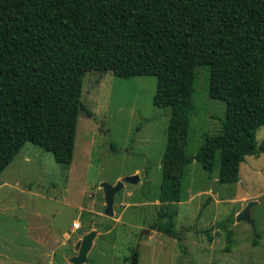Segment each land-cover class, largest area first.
Listing matches in <instances>:
<instances>
[{
    "label": "trees",
    "instance_id": "1",
    "mask_svg": "<svg viewBox=\"0 0 264 264\" xmlns=\"http://www.w3.org/2000/svg\"><path fill=\"white\" fill-rule=\"evenodd\" d=\"M200 65L210 67L208 93L224 114L219 132L204 133L191 155ZM89 71L156 76L152 103L170 108L158 194L167 223L151 228L181 241L170 205L180 200L184 167L196 161L211 174L218 153L217 181L233 183L245 156L264 153V140L256 143L264 126V0H0V173L26 142L71 163L78 114L93 116L81 99Z\"/></svg>",
    "mask_w": 264,
    "mask_h": 264
},
{
    "label": "rangeland",
    "instance_id": "2",
    "mask_svg": "<svg viewBox=\"0 0 264 264\" xmlns=\"http://www.w3.org/2000/svg\"><path fill=\"white\" fill-rule=\"evenodd\" d=\"M209 74L208 65L194 70L191 155L204 133L219 132L224 114L222 102L208 93ZM155 88V75L85 73L81 99L93 116L78 114L71 163H57L26 142L0 173V264H70L74 242L92 229L98 235L83 264H132L134 250L136 264H264V153L245 156L233 183L217 181L218 153L211 174L191 161L184 167L180 200L170 205L181 241L151 228L167 223L159 215L167 205L158 194L170 108L153 105ZM263 140L261 126L256 143ZM133 174L138 180L123 183L114 195V214L106 215L101 183ZM92 200L95 211L81 212ZM249 202L253 226L235 217ZM73 220L80 223L75 231ZM142 229L149 231L140 235Z\"/></svg>",
    "mask_w": 264,
    "mask_h": 264
},
{
    "label": "water",
    "instance_id": "3",
    "mask_svg": "<svg viewBox=\"0 0 264 264\" xmlns=\"http://www.w3.org/2000/svg\"><path fill=\"white\" fill-rule=\"evenodd\" d=\"M139 176L136 174L129 175L124 177L121 180H118L115 184H111L109 182H102L101 187L103 188L104 192V202H105V210L104 213L108 216L113 214V202H114V195L117 191H119L124 182H136ZM254 204V202H249L242 210H240L236 217V221L246 220L253 226V221L250 218L249 209ZM148 229H142L140 235L144 233H148ZM96 236V230L92 229L86 232L80 239L78 244V251L76 254L71 255L68 258V261L72 264H83L87 262V254L90 251L94 238ZM137 247V245H136ZM136 250H134L135 252Z\"/></svg>",
    "mask_w": 264,
    "mask_h": 264
},
{
    "label": "crops",
    "instance_id": "4",
    "mask_svg": "<svg viewBox=\"0 0 264 264\" xmlns=\"http://www.w3.org/2000/svg\"><path fill=\"white\" fill-rule=\"evenodd\" d=\"M23 158H24L25 160H28V159H29L27 155H24ZM4 183H5V182H4ZM113 205H114V202H113ZM95 206H96V205H95V202L92 200V201H90L87 205L80 206L79 209H80L81 212H84V211H85V212L91 214V213H93V212L95 211ZM112 210H113V207H112ZM113 214H114V210H113ZM73 222H78V221L73 220ZM73 222H72V223H73ZM78 223H79V222H78ZM79 224H80V223H79ZM79 228H80V227H79ZM79 228H78V229H79ZM73 230L75 231L76 229H73ZM85 233H86V232H85ZM85 233H84V234H85ZM62 234H63V236H68V232H65V231H64ZM84 234L82 233V234L78 237V239L74 242V246H75L74 251H75V252H74L73 254H71V255H74V254L77 253V251H78V244H79V242H80L81 237H82ZM97 235H98V234H97V231H96V236H97ZM96 236H95V237H96ZM94 239H96V238H94ZM93 243H94V241H93ZM92 246H93V244H92ZM28 250H29V248H28ZM71 255H70V256H71ZM87 255H88V254H87ZM70 256H69V257H70ZM69 257H68V258H69ZM67 262L70 263V262L68 261V259H67ZM70 264H72V263H70Z\"/></svg>",
    "mask_w": 264,
    "mask_h": 264
},
{
    "label": "built area",
    "instance_id": "5",
    "mask_svg": "<svg viewBox=\"0 0 264 264\" xmlns=\"http://www.w3.org/2000/svg\"><path fill=\"white\" fill-rule=\"evenodd\" d=\"M80 227V224L78 222H73L72 223V228L73 229H78Z\"/></svg>",
    "mask_w": 264,
    "mask_h": 264
}]
</instances>
